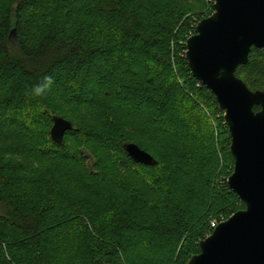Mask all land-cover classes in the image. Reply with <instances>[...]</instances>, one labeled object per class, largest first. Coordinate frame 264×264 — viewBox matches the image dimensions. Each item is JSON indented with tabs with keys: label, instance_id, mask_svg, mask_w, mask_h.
<instances>
[{
	"label": "trees",
	"instance_id": "obj_1",
	"mask_svg": "<svg viewBox=\"0 0 264 264\" xmlns=\"http://www.w3.org/2000/svg\"><path fill=\"white\" fill-rule=\"evenodd\" d=\"M186 13L149 0H5L0 6V128L36 136L35 158L82 165L85 157L68 143L84 135L100 154L116 152L113 167L122 163L130 175L156 171L146 177L147 191L122 183L121 193H105L116 185L110 173L99 193H84L79 179L68 193L38 180L37 193L28 197L8 182L12 167L0 161V184L9 186L0 264H48L53 253L61 264L65 244L80 264H186L200 252V241L212 232L210 218L228 211L225 196L238 197L212 185L219 163L202 107L221 112L186 66L185 42L199 22ZM263 62L264 51L251 48L235 77L251 91L263 90ZM63 105L92 110L107 131L83 130L68 120L72 130L55 143L49 129L52 117L63 118ZM140 138L175 144L167 154L158 148V156ZM218 139L226 167L232 165L226 125ZM126 143L156 164L132 162Z\"/></svg>",
	"mask_w": 264,
	"mask_h": 264
},
{
	"label": "water",
	"instance_id": "obj_2",
	"mask_svg": "<svg viewBox=\"0 0 264 264\" xmlns=\"http://www.w3.org/2000/svg\"><path fill=\"white\" fill-rule=\"evenodd\" d=\"M212 9L186 40L185 60L223 115L234 160L227 186L245 209L220 222L186 264H264V89L251 91L235 77L251 48L264 51V0H213ZM72 128L68 120L52 117L51 140L62 144ZM123 150L136 164H156L136 144L126 143Z\"/></svg>",
	"mask_w": 264,
	"mask_h": 264
},
{
	"label": "rangeland",
	"instance_id": "obj_3",
	"mask_svg": "<svg viewBox=\"0 0 264 264\" xmlns=\"http://www.w3.org/2000/svg\"><path fill=\"white\" fill-rule=\"evenodd\" d=\"M157 3L161 6L168 7H178L183 11H186L185 18H193L197 20H202L209 17L212 12L213 0H149ZM5 4V0H0V6ZM195 34V33H194ZM60 111L62 113L63 118L67 120H74L76 124L82 127L83 130L93 129L96 132H104L107 128H104L102 122L100 121V115L89 110L84 106H60ZM187 107V106H186ZM204 114L209 118V122L213 127V137L214 143L216 147V154L218 158V167L215 171L214 178L212 179V185L218 186L219 190H225L227 186V179L233 172L234 161L232 165L230 163L226 164L223 159V154L221 152V143L219 142L218 136L220 130H224V126L226 125L223 121L222 113L213 114L211 107H202ZM227 127V126H226ZM50 130V129H49ZM92 131V130H90ZM107 131V130H106ZM124 131V130H123ZM126 132L128 129L125 130ZM125 132V133H126ZM140 134H143L142 132ZM21 135V136H20ZM36 137V136H33ZM27 136V134L21 133L20 130H14L11 127H1L0 128V161L9 163L12 167V170L7 173L8 182L15 184L16 188L20 191L21 194H26L28 197L32 196L34 193H37L39 188L38 184H33V182L38 183L42 181V183L53 182L52 185L54 189H61L63 193H68L69 191H73V189H77L78 185L76 183L77 179L79 182L85 187L84 193H99L96 189L97 187L102 188L104 186L102 183L104 182L103 177L112 175V180L116 182V185L112 186L113 189L106 190L105 193H121V184L123 183L126 187L128 185H134L137 190L145 189L147 191L148 187L151 188L152 185L150 180L147 179V176H152L156 171L152 170L150 172H143L142 175L140 173L131 174L130 171L126 168L122 163L114 166L116 162L117 155L116 152L110 151L109 153H105V155L100 154L101 148L96 146V142H92L88 140L87 136H79L76 139H71L68 143V147L75 150L76 152H81L82 156L85 157V162L82 165L72 164V163H64L57 161L55 159H41L35 158L31 152V147L35 145H39L38 139ZM28 141V142H27ZM140 141L144 143L152 152L161 155L162 152L160 150H164V153L167 154L169 152V146H173L175 141L173 140H165L162 139L161 142H155L152 140L151 144L146 142L145 138H140ZM99 143V142H97ZM153 144V145H152ZM200 147V146H199ZM159 148V149H158ZM195 148V147H194ZM230 149V146H229ZM103 150V149H102ZM26 152V153H25ZM30 152V153H29ZM151 152V153H152ZM152 153V154H154ZM102 155V158H101ZM160 159L163 160V157L160 156ZM161 160V161H162ZM115 161V162H114ZM87 172V174H86ZM192 175V174H191ZM196 177V176H195ZM198 177H196L197 179ZM75 181V183H74ZM190 181V180H189ZM186 182V184H190V182ZM104 184H106L104 182ZM152 184V183H151ZM43 185V184H40ZM107 185V184H106ZM226 186V187H225ZM9 186H3L0 184V217L8 215V209L5 205L6 195L8 192ZM229 189V188H228ZM105 190V189H104ZM100 191V190H99ZM152 191V190H151ZM230 191V190H229ZM42 192V191H40ZM39 192V193H40ZM224 191H222L223 193ZM231 192V191H230ZM127 193V192H125ZM224 195V194H223ZM238 197V196H237ZM90 196L84 195L83 201L91 202ZM238 199V200H237ZM223 204L227 205L228 211L222 212L217 216H212L210 218L211 221L223 222L227 220L232 214L231 212H237L245 209L243 202L239 198L234 197H226ZM97 202V201H96ZM229 209L231 211H229ZM210 221V223H211ZM211 234V233H210ZM210 234L206 235L208 237ZM205 237V238H206ZM204 238V239H205ZM203 239V240H204ZM202 241V240H201ZM6 243L10 244V241L6 239ZM148 244V241L144 242ZM56 245V242L52 247ZM67 254H63V260H61V264H75L81 262L80 256L78 255L77 260L72 258L73 251H70L71 246L69 244H65ZM144 253V251H142ZM10 253H13L10 251ZM145 254V253H144ZM60 256V254H59ZM146 256V255H145ZM55 259L59 257H55L54 253L52 256L48 257V264H55ZM28 257H25L27 259ZM167 261L170 259L167 256H164ZM169 259V260H168ZM13 261V260H12ZM63 261V262H62ZM11 264H20L15 261V263Z\"/></svg>",
	"mask_w": 264,
	"mask_h": 264
},
{
	"label": "built area",
	"instance_id": "obj_4",
	"mask_svg": "<svg viewBox=\"0 0 264 264\" xmlns=\"http://www.w3.org/2000/svg\"><path fill=\"white\" fill-rule=\"evenodd\" d=\"M195 27H196V26H195ZM218 224H219L218 221H211V223H210V227H211L212 231L215 229V227H216Z\"/></svg>",
	"mask_w": 264,
	"mask_h": 264
}]
</instances>
